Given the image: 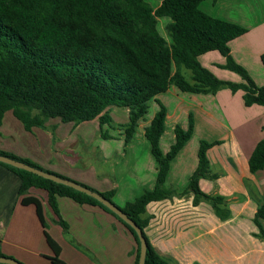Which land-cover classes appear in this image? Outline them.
Listing matches in <instances>:
<instances>
[{"label": "crops", "instance_id": "0c3cea01", "mask_svg": "<svg viewBox=\"0 0 264 264\" xmlns=\"http://www.w3.org/2000/svg\"><path fill=\"white\" fill-rule=\"evenodd\" d=\"M161 1L151 5L157 8ZM200 8L212 16L247 28L246 33L230 42L231 55L248 70L258 85H264L261 61L264 52V0H204ZM199 60L223 80L242 81L239 74L223 67L226 58L218 51L202 54ZM243 94L241 89L232 91L227 87L215 93H187L172 85L151 100L157 105L160 101L167 108L165 131L160 139L163 152L169 151L175 142L176 126L186 129L190 116L194 123L193 135L171 161L165 182L179 194L151 201L141 214L142 218L148 219L144 232L151 246L168 264H264V238L259 235L260 228L255 223L263 202L264 167L255 172L249 167L254 148L264 138V106H247ZM168 95H172L175 102L173 98L168 99ZM7 115L6 112L0 127L1 150L29 159L46 170L100 192L114 190L112 200L118 206H124L156 184L158 164L144 134L145 126L153 116L140 119L128 141L126 128L129 124L123 126L125 135L121 131V136L114 137L106 130L102 131L99 139L96 137L100 145L93 147V152L104 150L102 143L107 144L111 140L118 143L121 160L107 170L104 165L110 160V154L105 152L101 153V166L86 162L85 157L72 147L69 153H65L67 149L63 147V152L55 154L60 160L58 165H63L62 169L44 160L47 153L40 159L29 146H32V141L40 139L50 141V133L44 128L46 123L28 131L20 120H16L20 124L12 120L13 117L11 120L8 118L6 125ZM111 121V116L102 126L99 121L100 127L104 129L111 125ZM138 129L144 136H136ZM167 133V144L163 145L162 138L165 139ZM201 140L213 143L207 150L213 177H201L199 185L206 194L223 198L218 202L222 214L210 200L201 198L195 203L194 194L184 192L198 166ZM80 163L84 167L79 168L77 165ZM20 185L17 173L0 163L1 255L24 264H53V250L47 243L46 230L60 246L58 258L64 264H135L136 240L113 214L98 205L58 197L57 215L48 203L47 192L32 187L25 195L35 196L41 201L46 223L43 227L36 207L22 204ZM261 225L264 229V219H261ZM220 231L224 234L240 233L241 240L235 241L232 247L213 246L210 240L220 244ZM213 236L216 240L212 239ZM218 256L223 259L218 261ZM229 257L230 262H227Z\"/></svg>", "mask_w": 264, "mask_h": 264}, {"label": "trees", "instance_id": "16d2710c", "mask_svg": "<svg viewBox=\"0 0 264 264\" xmlns=\"http://www.w3.org/2000/svg\"><path fill=\"white\" fill-rule=\"evenodd\" d=\"M202 1L162 0L154 8L148 0H0V127L8 111L28 131L43 127L49 118L76 123L99 118L102 126L110 120L108 107L118 106L129 109L128 141L147 113L149 102L172 85L187 93H215L224 87L232 91L241 89L247 106H264V85H258L231 55L230 42L246 33L247 28L208 14L200 8ZM164 16L171 18L165 26L168 38L158 27L159 18ZM210 51L222 54L226 58L223 67L239 74L242 81L223 80L205 67L199 57ZM261 61L264 67V52ZM184 69L191 71V79ZM158 107L144 128L158 164L156 184L124 206L116 204L142 229L147 240L145 264H168L151 246L144 232L148 219L141 214L151 201L179 194L165 182L171 161L194 131L190 116L186 129L176 126L175 142L169 151L163 152L160 139L165 131L167 108L160 101ZM212 145L200 141L198 166L184 192H192L195 203L201 198L210 200L222 214L218 202L223 198L206 194L199 185L201 177H213L207 158ZM0 154L73 180L7 151L0 149ZM0 163L20 177L21 202L36 207L43 227L46 223L41 201L25 195L32 187L47 192L48 203L57 215L58 197L98 205L113 214L133 234L137 243L135 264L139 263L138 233L100 200L26 169ZM249 167L252 172L264 167V138L254 148ZM78 183L114 203V190L100 192ZM261 219L264 195L255 217L259 235L264 238ZM44 233L53 250L52 263L64 264L58 258L60 246L46 230Z\"/></svg>", "mask_w": 264, "mask_h": 264}, {"label": "rangeland", "instance_id": "374dc122", "mask_svg": "<svg viewBox=\"0 0 264 264\" xmlns=\"http://www.w3.org/2000/svg\"><path fill=\"white\" fill-rule=\"evenodd\" d=\"M148 1L150 2V4H153V5H155L158 2V0H148ZM170 21H171V18L167 16L159 18V24H158L159 31L166 37H167V32L165 30V26H166L165 24ZM184 71H185L186 77L188 79H191V75H192L191 71L187 69H184ZM168 96H169L168 99L171 100V98H173V101L175 102V98L172 97V95H168ZM157 107H158L157 103L150 101L148 111L145 114V118L150 119L153 116L154 110ZM108 113L111 116L112 121H111V125H106L104 129L100 127L98 119L76 123V122H64L60 118H49L46 121L47 127H44V128H46L47 132L50 133L49 134L50 141L46 142L42 139H40L38 142L32 141V146L31 147L29 146V149L31 150V152H34L39 158L43 156L45 153H47L44 156V160L47 162L50 161L55 166L60 167L59 169H62L63 165L61 166L58 165L60 163V160L55 154L63 152L62 150L63 147L64 149H67V151L64 150L65 153H69V150H71L70 148L72 147L75 151L80 153V155L85 157L84 160L86 162H91V164L95 163L98 166H101L100 165V158L102 157L101 153L105 152L107 154H110V157H109L110 160H107L106 165H104L106 169L108 170L110 169L111 166L115 165L117 162L121 160L119 158L121 157L119 156L120 152L117 151L118 143H116L114 140H111L112 142L107 143V144L102 143L103 146H105V149L104 150L97 149L95 150L96 152H93V147L100 145V143L97 142V139H99V135L102 133V131L105 132L106 130H108V135L119 137L121 136L120 135L121 131L123 135H125L124 133L125 128H123V126L125 127V125L130 123V117H129L130 113H129L128 108L110 106L108 107ZM7 114L8 115L6 117V123H5L6 125L8 124L7 123L8 118H10L11 120V117H13L12 120L14 121L18 120L16 119V117H14L11 111H8ZM16 122L20 124L19 121H16ZM171 123H172V120L168 122L169 126L171 125ZM14 124L16 123L14 122ZM13 128H16V126H14ZM136 136L141 137L144 135L141 132V130L138 129L136 132ZM167 138H168V133L166 134L165 139L162 138L163 145L167 144ZM121 142L123 143V141ZM77 166L79 168L84 167L83 163H80ZM218 234L222 235L220 236V239H218L220 240V244L218 241L214 242L213 240H210V238L209 240L212 242L213 246H216L219 248L232 247L233 244L235 245V241L241 240L239 236L240 233L239 234H236V233L224 234L223 231H220L218 232ZM212 239L216 240L215 236H213ZM212 257L216 258L215 255H213ZM220 258L223 259V257L218 256L217 260L219 261ZM227 262H230V257L227 259Z\"/></svg>", "mask_w": 264, "mask_h": 264}, {"label": "water", "instance_id": "95a60500", "mask_svg": "<svg viewBox=\"0 0 264 264\" xmlns=\"http://www.w3.org/2000/svg\"><path fill=\"white\" fill-rule=\"evenodd\" d=\"M0 161L12 164V165L17 166L19 168L26 169L28 171L35 173V174H38V175L44 176L46 178L52 179L56 182L66 184L68 186H71L77 190L85 192V193L93 196L94 198L100 200L102 203H104L106 206H108L111 210H113L116 214H118L121 218H123L127 223H129L136 230V232L138 233V236L140 238V258H139L138 264H145V258H146V252H147V240H146L145 236L143 235L142 229L132 219H130L127 216V214L125 212H123V210H121L115 203L108 200L107 198L102 196L100 193L93 191L90 188H87L86 186L79 184L78 182H75L73 180H69L66 178H62L56 174L47 172V171L39 169V168H36V167L31 166L25 162L11 158L9 156L0 154ZM0 263L24 264V263L14 259V258L3 256V255H0Z\"/></svg>", "mask_w": 264, "mask_h": 264}]
</instances>
